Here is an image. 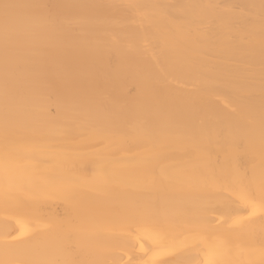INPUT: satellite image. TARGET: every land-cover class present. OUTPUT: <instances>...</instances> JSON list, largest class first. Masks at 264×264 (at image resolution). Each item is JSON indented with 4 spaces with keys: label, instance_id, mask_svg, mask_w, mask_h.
I'll return each instance as SVG.
<instances>
[{
    "label": "bare ground",
    "instance_id": "1",
    "mask_svg": "<svg viewBox=\"0 0 264 264\" xmlns=\"http://www.w3.org/2000/svg\"><path fill=\"white\" fill-rule=\"evenodd\" d=\"M0 264H264V0H0Z\"/></svg>",
    "mask_w": 264,
    "mask_h": 264
},
{
    "label": "snow or ice",
    "instance_id": "2",
    "mask_svg": "<svg viewBox=\"0 0 264 264\" xmlns=\"http://www.w3.org/2000/svg\"><path fill=\"white\" fill-rule=\"evenodd\" d=\"M4 7H5V9H7V8L9 7V5H5ZM6 18H7V17H6Z\"/></svg>",
    "mask_w": 264,
    "mask_h": 264
}]
</instances>
